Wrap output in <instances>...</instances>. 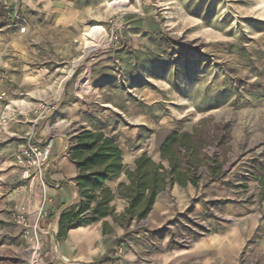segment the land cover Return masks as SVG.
Returning <instances> with one entry per match:
<instances>
[{
	"label": "rangeland",
	"instance_id": "obj_1",
	"mask_svg": "<svg viewBox=\"0 0 264 264\" xmlns=\"http://www.w3.org/2000/svg\"><path fill=\"white\" fill-rule=\"evenodd\" d=\"M10 1H0V264L40 258L37 234L14 218L38 230L45 214L18 144L53 141L46 185L59 143L68 150L82 130L113 137L125 167L142 153L160 162L173 132L200 145L196 183L160 193L121 237L138 264H264V0Z\"/></svg>",
	"mask_w": 264,
	"mask_h": 264
},
{
	"label": "trees",
	"instance_id": "obj_2",
	"mask_svg": "<svg viewBox=\"0 0 264 264\" xmlns=\"http://www.w3.org/2000/svg\"><path fill=\"white\" fill-rule=\"evenodd\" d=\"M73 140L68 156L78 170L74 178L78 201L60 212L58 238L64 237L69 228L106 216H110L114 224L127 228L132 221L146 218L157 196L173 184L185 186L196 183L194 172L201 164L200 145L185 133L173 132L167 136L160 147V162L142 153L129 167L124 166L121 149L115 139L100 130H82ZM183 157L188 160L184 161ZM121 173L124 180L118 182L115 191L105 186L106 180ZM116 196L125 201L120 214L115 213L111 204ZM102 229L104 232L112 231L105 221Z\"/></svg>",
	"mask_w": 264,
	"mask_h": 264
},
{
	"label": "crops",
	"instance_id": "obj_3",
	"mask_svg": "<svg viewBox=\"0 0 264 264\" xmlns=\"http://www.w3.org/2000/svg\"><path fill=\"white\" fill-rule=\"evenodd\" d=\"M66 147V143L61 140L46 173V185L42 188L45 214L38 227L39 232L34 227L37 234L35 248L40 258L34 264H138L134 252L121 240L131 224L122 228L114 224L110 216L69 228L64 237H57L60 212L78 201L74 181L78 170L76 164L70 161ZM122 180L123 173L106 180L105 186L115 191ZM111 204L117 214L124 210L125 201L120 197L116 196ZM103 221L110 225L112 231H103ZM31 233L33 230L29 231Z\"/></svg>",
	"mask_w": 264,
	"mask_h": 264
},
{
	"label": "built area",
	"instance_id": "obj_4",
	"mask_svg": "<svg viewBox=\"0 0 264 264\" xmlns=\"http://www.w3.org/2000/svg\"><path fill=\"white\" fill-rule=\"evenodd\" d=\"M4 6L7 7L12 1L0 0ZM24 142L18 144L16 162L17 166L21 170L22 177L31 181V184H39L40 187H44L45 182L42 178L45 171V166L49 162L50 150L53 144L52 140H46L44 143H38L32 139V135L24 138ZM31 185V186H32ZM15 223L24 229L25 237L29 233V230H33L36 235V231L31 228L30 221L24 215L23 212H18L15 216ZM34 264V263H33ZM116 264H122L117 262Z\"/></svg>",
	"mask_w": 264,
	"mask_h": 264
},
{
	"label": "bare ground",
	"instance_id": "obj_5",
	"mask_svg": "<svg viewBox=\"0 0 264 264\" xmlns=\"http://www.w3.org/2000/svg\"><path fill=\"white\" fill-rule=\"evenodd\" d=\"M115 1V0H114ZM110 2H112L113 4H116V3H114L113 1H110Z\"/></svg>",
	"mask_w": 264,
	"mask_h": 264
}]
</instances>
